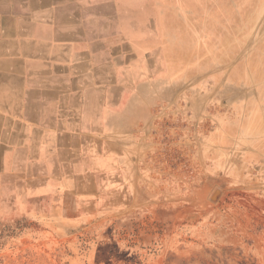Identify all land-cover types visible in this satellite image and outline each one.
Returning <instances> with one entry per match:
<instances>
[{
    "label": "crops",
    "instance_id": "obj_1",
    "mask_svg": "<svg viewBox=\"0 0 264 264\" xmlns=\"http://www.w3.org/2000/svg\"><path fill=\"white\" fill-rule=\"evenodd\" d=\"M240 3L0 0V200L66 216L99 183L121 182L147 98L247 38L249 0ZM258 96L252 129L264 140V89Z\"/></svg>",
    "mask_w": 264,
    "mask_h": 264
},
{
    "label": "rangeland",
    "instance_id": "obj_2",
    "mask_svg": "<svg viewBox=\"0 0 264 264\" xmlns=\"http://www.w3.org/2000/svg\"><path fill=\"white\" fill-rule=\"evenodd\" d=\"M248 5L247 38L147 98L121 182L66 216L0 200V264H264V140L250 112L264 89V0Z\"/></svg>",
    "mask_w": 264,
    "mask_h": 264
},
{
    "label": "bare ground",
    "instance_id": "obj_3",
    "mask_svg": "<svg viewBox=\"0 0 264 264\" xmlns=\"http://www.w3.org/2000/svg\"><path fill=\"white\" fill-rule=\"evenodd\" d=\"M200 29H201V28H200ZM252 123L254 124V121H252ZM252 123H251V124H252ZM249 127H250V126H249Z\"/></svg>",
    "mask_w": 264,
    "mask_h": 264
}]
</instances>
